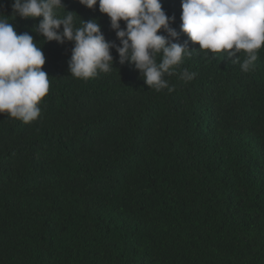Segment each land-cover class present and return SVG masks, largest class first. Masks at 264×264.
I'll use <instances>...</instances> for the list:
<instances>
[{
  "label": "trees",
  "instance_id": "1",
  "mask_svg": "<svg viewBox=\"0 0 264 264\" xmlns=\"http://www.w3.org/2000/svg\"><path fill=\"white\" fill-rule=\"evenodd\" d=\"M13 2L0 15L42 47L50 86L36 120L0 114V264H264V46L247 73L205 57L180 31L181 0H160L192 51L164 77L173 91L115 48L110 72L76 79L73 44L43 42ZM62 3L119 45L98 4Z\"/></svg>",
  "mask_w": 264,
  "mask_h": 264
},
{
  "label": "clouds",
  "instance_id": "2",
  "mask_svg": "<svg viewBox=\"0 0 264 264\" xmlns=\"http://www.w3.org/2000/svg\"><path fill=\"white\" fill-rule=\"evenodd\" d=\"M79 3L89 9L98 4L100 13L110 19L119 45L106 41L96 20L83 21L76 13L66 11L62 0H14L11 19L41 18L34 31L44 37L43 42H71L68 70L76 79L110 72L114 68L111 49L115 48L119 63L134 65L149 88L173 91L164 77L172 75L192 51L186 43L173 42L179 36L170 27L175 18L166 15L160 0ZM181 7L180 31L199 45L205 57L211 54L217 59V54H222L223 59L239 63L245 73L254 67L264 46V0H181ZM61 9L64 15L59 14ZM161 30L167 36L158 34ZM242 55L245 58L241 62ZM45 62L42 47L33 36L18 34L8 17L0 15V114L25 124L40 116L38 105L50 86L49 76L42 70ZM195 75L185 69L181 79L189 82Z\"/></svg>",
  "mask_w": 264,
  "mask_h": 264
}]
</instances>
